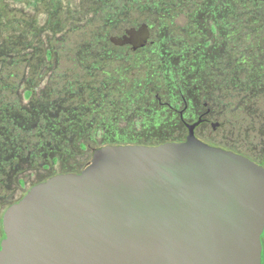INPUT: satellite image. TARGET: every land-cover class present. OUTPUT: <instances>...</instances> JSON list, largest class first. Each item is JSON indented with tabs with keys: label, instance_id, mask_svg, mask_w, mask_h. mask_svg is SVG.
Returning a JSON list of instances; mask_svg holds the SVG:
<instances>
[{
	"label": "rangeland",
	"instance_id": "1",
	"mask_svg": "<svg viewBox=\"0 0 264 264\" xmlns=\"http://www.w3.org/2000/svg\"><path fill=\"white\" fill-rule=\"evenodd\" d=\"M203 100L198 136L264 163V0L0 1L2 213L98 147L184 140Z\"/></svg>",
	"mask_w": 264,
	"mask_h": 264
},
{
	"label": "water",
	"instance_id": "2",
	"mask_svg": "<svg viewBox=\"0 0 264 264\" xmlns=\"http://www.w3.org/2000/svg\"><path fill=\"white\" fill-rule=\"evenodd\" d=\"M195 126L34 186L4 213L0 264H262L264 167Z\"/></svg>",
	"mask_w": 264,
	"mask_h": 264
},
{
	"label": "flooded vegetation",
	"instance_id": "3",
	"mask_svg": "<svg viewBox=\"0 0 264 264\" xmlns=\"http://www.w3.org/2000/svg\"><path fill=\"white\" fill-rule=\"evenodd\" d=\"M143 28L144 27H140L138 29H135V28L127 29L125 31V34L122 37H119L117 40H113V41L115 42L116 45H120V46H130L131 49H133L134 51H138L142 47L147 46L149 44V42L144 39L145 37L144 38L141 37L142 36L141 31L143 30ZM144 36H147V35L144 34ZM202 107H203V111L199 114V116L196 118V120L194 122H192V123H186L185 124L186 130H187V136L189 135V126L196 125L195 128H194V132H195L196 137L199 138L200 140H202V141H204V142H206V143H208V144H210L212 146L221 147L223 149H226V150H229V151H232V152L241 154V155H243V156L251 159L252 161H254V162H256V163H258V164H260L261 166L264 167V163L263 162H261L259 160H256L255 158H253L252 156L248 155L246 152H244L242 150L230 148V147H227V146H222L221 144H215V143L208 142V141H205V140L201 139L198 136V133H197L198 129L201 126L210 125L211 128H212V130L213 131H216L218 129V126H221L223 124V123L218 122L219 121L218 119L215 122L212 121V120H210V116L213 114V110H212L211 107H209V102L207 100H203ZM185 109H187V106H186ZM183 113H184V111H181V117H182ZM187 136H186V138H187ZM186 138L184 140L166 141V142H183V141L186 140ZM166 142H163V143H166ZM134 144H136V143H134ZM159 144H162V143H159ZM146 145H148V144H146ZM149 145H152V144H149ZM153 145H158V144H153ZM92 157H93V153H92ZM87 165L85 166V168L87 167ZM83 170H81L80 172H66V173H81ZM59 174H64V173L54 174V175L48 177L47 179L42 180V181H39L36 184L32 185L29 189H27L25 192H23L21 194V196L18 199H16V201H14L13 203L9 204L5 208V210H4L3 213H2L1 207H0V248H1L2 241L5 238V232H4V229H3V216H4V213L6 212V210L10 206H12L13 204L21 201L34 186H36L37 184H40L42 182H45L49 178H51L53 176H56V175H59ZM20 184L23 185L24 182L21 180L20 181ZM262 245H263L262 264H264V233L262 235Z\"/></svg>",
	"mask_w": 264,
	"mask_h": 264
},
{
	"label": "trees",
	"instance_id": "4",
	"mask_svg": "<svg viewBox=\"0 0 264 264\" xmlns=\"http://www.w3.org/2000/svg\"><path fill=\"white\" fill-rule=\"evenodd\" d=\"M0 1H4V0H0ZM14 1H17V2H19V1H21V0H14Z\"/></svg>",
	"mask_w": 264,
	"mask_h": 264
}]
</instances>
